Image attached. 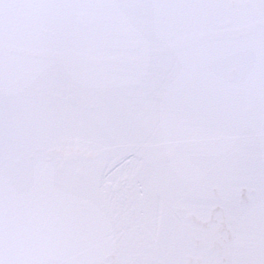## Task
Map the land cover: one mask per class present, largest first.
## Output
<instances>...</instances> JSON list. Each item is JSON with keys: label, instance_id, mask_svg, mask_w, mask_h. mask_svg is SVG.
<instances>
[{"label": "snow or ice", "instance_id": "6c2138e0", "mask_svg": "<svg viewBox=\"0 0 264 264\" xmlns=\"http://www.w3.org/2000/svg\"><path fill=\"white\" fill-rule=\"evenodd\" d=\"M0 264H264V0H0Z\"/></svg>", "mask_w": 264, "mask_h": 264}]
</instances>
